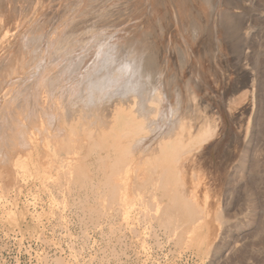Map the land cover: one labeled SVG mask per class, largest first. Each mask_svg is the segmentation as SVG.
<instances>
[{
    "label": "bare ground",
    "instance_id": "1",
    "mask_svg": "<svg viewBox=\"0 0 264 264\" xmlns=\"http://www.w3.org/2000/svg\"><path fill=\"white\" fill-rule=\"evenodd\" d=\"M115 1L0 0L1 176L23 189L34 186L46 195L66 196L54 210L72 250L66 210L78 220L79 237L87 243L91 224H109L119 210L126 215L134 208L125 224L143 246L142 234L157 236L160 229L180 250L204 253L206 242L199 238L204 239L207 224L214 220L209 210L214 179L223 180L226 166V192L242 181L248 190L260 189L262 160L248 144L238 160L234 156L208 175L207 151L224 136L225 114L194 101L196 79L185 83L183 76L180 82L182 65L155 46L151 28L159 24L164 30V15L170 11H162V0H153L150 22L125 28L124 8L114 7ZM181 1L175 4L176 16L190 9L188 0ZM203 1L210 15L221 18L220 35L231 28L242 31L229 10L218 13L214 0ZM95 17L107 21L99 24L92 21ZM91 21L87 25L92 33L82 37L84 24ZM209 26L200 21L190 27L198 38ZM183 51L179 56L186 60ZM199 69L203 75L209 70L203 65ZM260 119L264 138V116ZM254 121L247 127L251 143ZM34 155L41 157V165ZM225 217L218 216L222 230L229 224ZM124 237L108 240L112 252L114 240Z\"/></svg>",
    "mask_w": 264,
    "mask_h": 264
},
{
    "label": "rangeland",
    "instance_id": "2",
    "mask_svg": "<svg viewBox=\"0 0 264 264\" xmlns=\"http://www.w3.org/2000/svg\"><path fill=\"white\" fill-rule=\"evenodd\" d=\"M171 1L162 0V11H170L162 19L167 25L164 23V30L159 24L151 28V38L154 37L155 46H160L157 48L163 56L182 65L180 82L183 76L185 83L196 79L199 85L194 101L213 113L221 108L220 111L225 114L222 117L226 119L223 121L224 136L207 151L210 168L206 172L212 176L211 168L231 162L234 156L238 160L248 144L256 151H263H257L256 158L262 160L261 169L264 172V138L260 133L263 123L260 118L264 116V0H214L218 13L229 10L230 18L243 25L239 33L231 28L227 30L231 32H226V35H220L224 28L221 27V18L216 14L210 15L205 1L188 0L185 4L190 7L189 11L179 16L174 15L173 11L175 4L182 1ZM113 5L124 8L125 28H132L137 23L147 25L154 9L153 0H119ZM92 21L103 24L107 20L95 17ZM92 21L85 22L86 29L81 32L82 37L88 35L85 37L88 38L92 33L88 28ZM200 21L211 27L196 38L190 26ZM181 49L185 51L186 60L179 56ZM204 50L209 53L204 55ZM197 53H200V61L197 60ZM257 60L261 65H256ZM200 65L209 69L206 75L200 73ZM176 70L181 72L178 66ZM196 70L198 73H195ZM248 86L251 87L249 93L241 99V93ZM251 118L255 119L251 131L255 136L252 143L248 142L247 130ZM40 158L34 155L32 159L41 165ZM225 169L220 172L223 180L218 182L214 179L217 186L210 191L209 210H212L214 220L212 224H207L204 239L199 238L206 242L204 253L201 254L194 248L180 250V246L160 229L157 236L142 234L141 238L145 240L143 246L140 237L135 236L125 224L126 218L135 212L134 208L126 215L119 210L109 224L103 221H99L97 226L91 224L87 228V243L80 238L82 229L78 220L73 218L71 210H66L70 225L68 232L74 238L75 250H72L71 238L66 236V228L54 210L56 202L65 200L66 196L55 197L54 193L46 195L34 186H25L23 189L21 183L12 185V179L2 177L0 173V264H264V173L263 180L257 181L260 189L255 186L256 190H248L244 187L246 182L242 181L231 194L222 187V182L226 181ZM220 213L229 222L223 230L218 219ZM118 234L125 237L121 242L114 240L112 244L115 251L112 252L108 240L115 239ZM59 258L63 260L62 263H58Z\"/></svg>",
    "mask_w": 264,
    "mask_h": 264
}]
</instances>
